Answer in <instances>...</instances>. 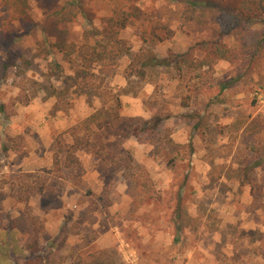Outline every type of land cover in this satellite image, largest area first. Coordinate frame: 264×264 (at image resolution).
Returning <instances> with one entry per match:
<instances>
[{"label": "rangeland", "instance_id": "374dc122", "mask_svg": "<svg viewBox=\"0 0 264 264\" xmlns=\"http://www.w3.org/2000/svg\"><path fill=\"white\" fill-rule=\"evenodd\" d=\"M77 1L0 0V264H264V68L234 34L212 68L128 73L140 49L217 37L220 8L243 0ZM114 39L115 59L78 55ZM78 69L99 88L81 89ZM73 132L90 144L68 166Z\"/></svg>", "mask_w": 264, "mask_h": 264}, {"label": "trees", "instance_id": "16d2710c", "mask_svg": "<svg viewBox=\"0 0 264 264\" xmlns=\"http://www.w3.org/2000/svg\"><path fill=\"white\" fill-rule=\"evenodd\" d=\"M77 3H82L78 0ZM212 3V2H210ZM22 7H26V3L22 2ZM204 5L201 2H194L193 6ZM211 5H209L210 7ZM66 9V8H65ZM57 10L54 14H49L51 19L49 30L57 31L58 25L66 18L63 10ZM127 20V19H126ZM219 33L213 39L202 40L194 44L184 52H169L166 57L160 58L157 53L151 49H140L132 55V59L128 66V73L131 76H137L145 79L149 69L157 66H168L177 70H203L212 68L219 61L230 60V48L226 44V40L234 34L238 36L239 46L247 56L248 68L254 67L264 68V0H243L238 6L220 8L218 18ZM122 26V25H121ZM158 30H166L168 38L174 36L175 32L168 26L158 24ZM156 28V29H157ZM155 29V30H156ZM111 42V41H110ZM101 45L100 48L88 47L79 49V57L86 61L105 62L115 59L123 53L119 40ZM52 46L48 38L37 41L35 55L44 60H48L52 55ZM58 47H63L57 42ZM196 51H202L204 56L199 58ZM65 58L66 55H64ZM9 67L5 65V68ZM63 65L53 58L49 61L48 74L50 76H61L64 73ZM78 86L81 89L93 88L98 89L99 85L94 81L95 76L86 69H78L75 74ZM233 82H226L222 85V89H228ZM29 99L26 98L25 103L28 104ZM120 101H117L116 110L120 109ZM116 117L118 113H115ZM74 142L67 152V165H78L79 160L76 152L82 147L90 144L85 136H79L76 132L72 133ZM20 138V137H18ZM21 140V139H20ZM19 146L21 141H19ZM105 153V152H104ZM102 149L95 150L96 157L104 162H109L110 155H105ZM119 167V165H118Z\"/></svg>", "mask_w": 264, "mask_h": 264}]
</instances>
